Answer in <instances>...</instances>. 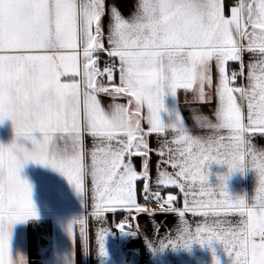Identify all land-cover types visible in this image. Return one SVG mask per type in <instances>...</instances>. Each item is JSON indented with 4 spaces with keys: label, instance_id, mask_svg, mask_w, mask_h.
<instances>
[{
    "label": "snow or ice",
    "instance_id": "snow-or-ice-1",
    "mask_svg": "<svg viewBox=\"0 0 264 264\" xmlns=\"http://www.w3.org/2000/svg\"><path fill=\"white\" fill-rule=\"evenodd\" d=\"M119 3L0 0V123L10 121L15 137L0 143V264H26L13 257L11 238L15 224L38 218L32 186L20 175L28 162L62 174L83 203L91 175V216L83 212L65 225L72 245L79 226L85 253L90 221L100 225L103 256L108 214L175 213L184 247L216 243L232 264H264V149L253 143L264 137V0H137L127 18ZM214 85L215 122L194 117L211 135H195L178 110L162 120L166 97L176 100L182 89L207 101L205 89ZM102 96L127 100L106 111ZM153 134L164 137L157 147ZM86 135L94 141L90 153ZM211 163L253 170L251 197L230 195L223 176L210 185ZM168 188L183 194L182 208L175 207L177 195H162ZM152 202L158 211L149 210ZM187 213L204 217L195 232ZM126 223L116 227L132 234Z\"/></svg>",
    "mask_w": 264,
    "mask_h": 264
},
{
    "label": "crops",
    "instance_id": "crops-1",
    "mask_svg": "<svg viewBox=\"0 0 264 264\" xmlns=\"http://www.w3.org/2000/svg\"><path fill=\"white\" fill-rule=\"evenodd\" d=\"M136 2L137 0H120L119 11L125 18L129 16ZM111 3L112 0H106V4ZM248 60L249 57L246 56L245 63ZM213 72L215 81L214 65ZM116 82H119L118 76ZM243 83V80L237 82L238 85ZM205 91L210 98L207 101H199L195 93L191 91L186 93L182 89L178 90L176 100L166 97L165 105L168 112H161L162 120L167 122L171 111L178 110L184 123L195 135H211L208 129H202L194 119L195 116H200L215 122V85L211 89L206 88ZM100 98L106 111L111 110L112 105L126 103L127 100L126 97L112 99L102 96ZM142 114L147 115L146 107L142 110ZM142 124L147 127L145 122L142 121ZM39 135V133H34L37 138ZM173 136L174 133L169 130L167 138L172 139ZM14 138L11 122L5 120L0 123V143L8 144ZM163 138V135L157 137L156 134H153L152 147H157ZM24 143L25 146L30 147L28 142ZM93 143L92 137L87 135L84 137V146L88 153L92 151ZM253 143L258 149H264V137L258 135ZM156 161L157 156L152 155L151 163L153 166ZM86 163L90 168V155L87 157ZM135 163L139 169L140 159L135 158ZM248 163L249 167H254L250 161ZM208 170L210 185H215L218 182V176L225 177L226 191L233 197H251L257 186V176L250 168H246L243 173L238 170L229 172L225 165L211 163ZM168 171L173 170L168 168ZM151 172L154 183L156 177L154 167ZM20 175L32 186L31 198L38 217L30 219L26 223H19L20 228L14 235L17 239L15 244L18 252L25 259L26 264H214V257L218 264H232L231 256L225 253L220 244L213 243L211 246L191 244L184 247L183 241L179 239V218L175 213L157 214L155 216H150L147 213H134L136 217L134 222L130 225L125 224V231L132 234L121 232L116 227V223L122 221V212L115 216L108 214V223L103 225L109 229V232L105 234V254L103 256L99 255L96 243V230L100 225L90 221L88 252L85 253L79 237V226H77L76 244L72 245L66 235V222L63 220L68 219L67 222H69L82 215L83 212L89 217L91 216L93 202L91 175L89 174L85 178L84 203L82 196L76 193L67 179L51 168L28 162L22 167ZM165 190L164 196L169 193L177 195L175 207L182 208L184 197L179 189L168 188ZM185 219L193 232H195L197 223L204 221V217L193 216L191 213H187ZM227 219L235 224L239 217L230 215ZM169 240L178 241L179 245L173 247L168 243ZM161 241L167 246H161Z\"/></svg>",
    "mask_w": 264,
    "mask_h": 264
},
{
    "label": "built area",
    "instance_id": "built-area-1",
    "mask_svg": "<svg viewBox=\"0 0 264 264\" xmlns=\"http://www.w3.org/2000/svg\"><path fill=\"white\" fill-rule=\"evenodd\" d=\"M141 197H142L141 198L142 199L141 205H144L145 202H144L143 196H141ZM147 207L149 208L150 211H158V209H159V205L155 202L149 203L147 205ZM121 214H122L121 220H124L127 217V223L126 224L130 225L134 222V219L132 218V216L129 215L128 212H122ZM132 215H134V213Z\"/></svg>",
    "mask_w": 264,
    "mask_h": 264
},
{
    "label": "rangeland",
    "instance_id": "rangeland-1",
    "mask_svg": "<svg viewBox=\"0 0 264 264\" xmlns=\"http://www.w3.org/2000/svg\"><path fill=\"white\" fill-rule=\"evenodd\" d=\"M64 222L67 223L68 219L66 220H63ZM20 228V224L17 223L15 224L13 227H12V238H11V252H12V255L13 257L15 258L16 256H20L21 257V254L18 252V248L16 246L15 243H17V239L14 235L17 234V230Z\"/></svg>",
    "mask_w": 264,
    "mask_h": 264
},
{
    "label": "trees",
    "instance_id": "trees-1",
    "mask_svg": "<svg viewBox=\"0 0 264 264\" xmlns=\"http://www.w3.org/2000/svg\"><path fill=\"white\" fill-rule=\"evenodd\" d=\"M233 2H235V0H233ZM101 66H103V65H101ZM231 67H235V66L232 65ZM139 186L141 187L142 185H139ZM161 191H162V195H165L166 190H165V189H161ZM141 196H142V195H139V196H138V202H139V203H142Z\"/></svg>",
    "mask_w": 264,
    "mask_h": 264
}]
</instances>
